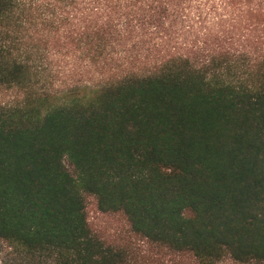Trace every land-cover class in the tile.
Segmentation results:
<instances>
[{
  "label": "trees",
  "instance_id": "16d2710c",
  "mask_svg": "<svg viewBox=\"0 0 264 264\" xmlns=\"http://www.w3.org/2000/svg\"><path fill=\"white\" fill-rule=\"evenodd\" d=\"M184 1L127 17L99 0H0V244L14 264H151L146 246L264 264V0ZM55 63L79 77L52 91ZM90 198L131 242L92 227Z\"/></svg>",
  "mask_w": 264,
  "mask_h": 264
},
{
  "label": "rangeland",
  "instance_id": "374dc122",
  "mask_svg": "<svg viewBox=\"0 0 264 264\" xmlns=\"http://www.w3.org/2000/svg\"><path fill=\"white\" fill-rule=\"evenodd\" d=\"M173 6L176 7L175 3H180V0H172ZM207 0H185L184 5H190L193 7H196L199 2L204 3ZM219 0H215L217 2ZM100 5H106L110 8L113 7L112 10L117 11L118 6L120 7L119 10L125 12V16L129 17L133 14H136L138 12L139 7L142 4V0H99ZM202 7V5H201ZM120 12V11H119ZM124 16V17H125ZM61 65V66H60ZM63 63H55L51 66L54 68L53 71L50 73V76H46V80L41 82L40 84L49 89L54 91V89H58L60 87L65 86L69 82L73 81V76L79 72V71H72L69 73L64 66ZM46 73V72H45ZM78 76H74V78H78ZM82 78L88 79V73H86ZM11 95V92H0V99L7 100L9 96ZM58 98L61 97V94H58ZM88 217L89 222L92 225L94 229L99 231L104 238L108 242H114V241H126L131 242L132 239L129 238L128 235V225L126 222L121 219L117 215L108 214L100 212L97 209L95 200L93 198H90L88 200ZM4 247L5 245L0 244V247ZM7 248L4 247L3 250L0 248V264H14L12 262L13 256L10 254L7 255ZM140 253L141 257L144 258V260H147L151 264H195L194 260L190 256H180L177 257L173 255V253H170L168 251H165L164 249L152 247V246H146L143 247L142 252ZM223 264H239L237 262H234L230 259L224 260Z\"/></svg>",
  "mask_w": 264,
  "mask_h": 264
}]
</instances>
